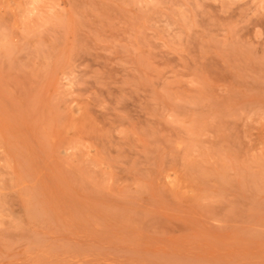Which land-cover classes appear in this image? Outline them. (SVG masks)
<instances>
[{"label":"rangeland","instance_id":"rangeland-1","mask_svg":"<svg viewBox=\"0 0 264 264\" xmlns=\"http://www.w3.org/2000/svg\"><path fill=\"white\" fill-rule=\"evenodd\" d=\"M0 264H264V0H0Z\"/></svg>","mask_w":264,"mask_h":264}]
</instances>
